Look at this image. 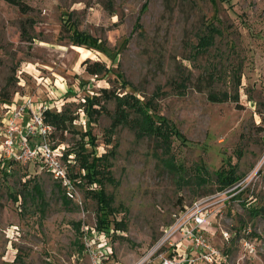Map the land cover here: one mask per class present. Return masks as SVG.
Masks as SVG:
<instances>
[{
    "label": "rangeland",
    "instance_id": "obj_1",
    "mask_svg": "<svg viewBox=\"0 0 264 264\" xmlns=\"http://www.w3.org/2000/svg\"><path fill=\"white\" fill-rule=\"evenodd\" d=\"M22 2L25 11L0 0V135L16 103L74 113L68 131L49 126L47 139L76 183L83 171L65 153L78 151L84 133L95 138L97 155L111 153L102 185L115 212L109 219L123 231L99 234L86 186H74L69 197L40 164L0 159V264H92L88 250L104 264H134L155 251L174 215L202 200L210 212L205 236L223 254L216 264H264V217L250 215L264 210V0ZM205 35L211 45L195 55ZM95 62L106 72L88 75ZM102 88L152 102L154 124L164 120L179 135L170 137V149L181 177L162 165L157 138L138 137L131 127L108 137L109 115L87 127L86 98ZM221 93L238 100L207 98ZM106 108L112 114L114 103ZM231 166L239 181L219 190L214 173ZM182 253L162 246L149 264Z\"/></svg>",
    "mask_w": 264,
    "mask_h": 264
},
{
    "label": "trees",
    "instance_id": "obj_2",
    "mask_svg": "<svg viewBox=\"0 0 264 264\" xmlns=\"http://www.w3.org/2000/svg\"><path fill=\"white\" fill-rule=\"evenodd\" d=\"M7 3L18 7L20 10L25 11L27 7L23 4L22 0H4ZM211 29V25L208 26ZM76 31L73 32V36H79ZM214 34V32H209ZM82 40V41H81ZM79 45H88V41L85 39H80ZM211 45V38L209 36H203L199 39L196 46L195 55L205 52V50ZM92 46V45H91ZM199 52V53H198ZM87 61L83 63L86 65ZM85 71L90 76H100L101 73L106 72L105 66L101 63L95 62L89 64L85 67ZM238 72L233 71L232 77L235 85H240V78L236 76ZM187 78H182L179 83L175 85L178 91L184 89ZM208 100L213 103H224L226 100L232 99L233 101L238 100V96L230 97L226 93H221L220 95L209 94ZM86 107L84 109V119L87 127H91L92 124L96 123V120L103 115H109L110 125L106 129V134L108 137L112 135L119 127H131L136 131L138 137L152 136L159 140L158 147L162 149V154L166 155L163 160L164 168L168 169L170 172L175 173L178 177H181L180 173H183L182 167L175 164V159L171 155V144L170 137L179 135L165 122L164 120L156 119L160 122L163 127L154 124V118L156 115H150L148 110L154 112L155 107L152 105L151 101L142 102L134 95L124 94L119 95L118 93L112 92L111 90L102 88L99 90V94L93 95L86 98ZM109 103H114V111L109 114L106 106ZM131 115L134 118H131ZM77 120V116L74 113L64 110L61 113L51 112L46 109L42 112V121L47 126H52L55 131L64 133L72 127L74 121ZM96 140L91 135L90 131H87L82 135L81 142L77 145L78 151L69 150L66 154H74L76 160L78 161L80 171H83V175L80 176L78 183L75 182V176L68 177L73 186H86V194L92 199L97 205V231L103 236L104 239L109 238L110 233L123 231V224L121 222H116L110 220L115 212L113 211L111 204L112 199L107 196L104 192L102 182L105 181V177L108 175V159L111 153H105L103 155H97L95 151ZM91 148V151L86 152L85 148ZM88 150V149H87ZM9 164H19L16 161L9 160ZM215 179L219 184V190H226L234 186L238 181L239 177L235 175V170L231 166L230 169L220 168L214 173ZM179 179V178H178ZM197 181H203V178L198 175L195 177ZM83 182V184H82ZM60 185V184H59ZM58 185V186H59ZM221 188V189H220ZM64 190V189H63ZM31 193L39 196V186L35 184L31 189ZM67 195V194H66ZM65 194L63 198L68 200ZM250 215L262 216L264 217V210L253 209L250 211Z\"/></svg>",
    "mask_w": 264,
    "mask_h": 264
},
{
    "label": "built area",
    "instance_id": "obj_3",
    "mask_svg": "<svg viewBox=\"0 0 264 264\" xmlns=\"http://www.w3.org/2000/svg\"><path fill=\"white\" fill-rule=\"evenodd\" d=\"M44 110L46 107L34 110L30 100L8 108L4 129L0 135V159L16 161L19 164H40L71 197L74 186L60 159V153L47 139L51 129L42 121ZM37 136L42 138V142L31 144V138ZM206 201H197L174 215L172 224L163 231L162 240L154 252L167 245L172 251H183L179 254L182 259L163 258L161 264H189L194 262L193 259L216 264L222 260V251L214 248L205 236V227L210 219V212L204 206ZM85 246L89 247L86 242ZM88 252L92 264H104L105 258L93 254L90 250ZM154 252L134 264H149ZM191 256L194 258H190Z\"/></svg>",
    "mask_w": 264,
    "mask_h": 264
}]
</instances>
